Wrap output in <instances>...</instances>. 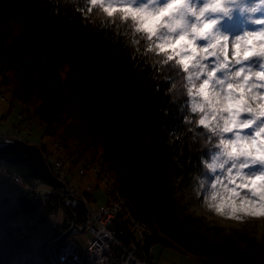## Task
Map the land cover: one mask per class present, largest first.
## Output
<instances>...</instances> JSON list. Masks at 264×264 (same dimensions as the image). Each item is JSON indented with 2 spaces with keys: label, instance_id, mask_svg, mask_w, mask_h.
<instances>
[{
  "label": "trees",
  "instance_id": "trees-1",
  "mask_svg": "<svg viewBox=\"0 0 264 264\" xmlns=\"http://www.w3.org/2000/svg\"><path fill=\"white\" fill-rule=\"evenodd\" d=\"M97 12L91 0H0V85L11 86L12 101L32 108L43 135L63 146L73 142L77 152L98 160V175L107 179L111 198H130L136 217L184 244L170 196L207 177L199 158L209 163L216 148L211 131L199 124L201 108L192 103L197 84L187 79L178 57L151 53L147 41L133 44L136 37L126 27L130 17ZM10 20L22 31L9 43ZM24 41H32L30 49ZM0 170L23 184L44 179L45 173L39 160L13 148L0 149ZM33 195L28 190L16 204L0 198V264H33L27 257L29 235L11 222L51 212L56 201L54 193L44 199ZM74 212L82 224V208ZM204 247V255L214 248ZM40 252L48 258L46 242Z\"/></svg>",
  "mask_w": 264,
  "mask_h": 264
},
{
  "label": "rangeland",
  "instance_id": "rangeland-1",
  "mask_svg": "<svg viewBox=\"0 0 264 264\" xmlns=\"http://www.w3.org/2000/svg\"><path fill=\"white\" fill-rule=\"evenodd\" d=\"M142 2L146 3V0H142ZM121 6L123 5H117V7ZM130 6L138 7L139 4L133 3ZM213 18H215V16H213ZM222 23L223 29H226L228 32L229 39L227 42L229 45L231 42L236 40L237 36L243 40L248 32L260 30L254 26L252 21L245 22L241 20L240 14H238L235 18H223ZM9 28L11 30V35L8 42L10 43L13 41L15 36H19L21 34L22 28L20 24L14 20L9 21ZM197 42L199 43L200 41ZM31 44L32 41L23 42V45H25L24 47L27 49H30ZM197 55L203 57L202 62L206 65L205 71H202L199 75H197L195 71L196 65L195 63H191L189 65L191 71L186 72L187 79L192 84H197L192 95V103L201 108V119L202 117H208L212 108L207 106V110L205 111L206 103L204 98L199 94L198 81H203L207 68L214 66L216 61L212 57H206V54L197 53ZM259 62L260 57L258 55H252L246 60L238 62V65L231 64V61L229 63L231 64L233 70L237 66L252 67L253 69L259 70ZM220 71L221 70L218 69L216 74L220 75ZM249 81L251 84L254 83L256 85V88L249 89V92L264 91V87H261L262 82L258 77L253 78L250 76ZM10 87L11 86L0 85V93L4 94L6 97V101L5 99L0 98V132H4L6 134L11 133L13 131V127L19 122L16 114L22 109L26 112V119L22 123V139L24 138V140L45 144L50 151H53L50 155H47L46 153L45 155L48 163L53 168L54 177L59 182H64L68 191L76 198L82 200L83 202L85 199L86 203H91L88 206L84 203L88 209V221L86 226H88L87 224L90 221L91 213L99 208L106 207L109 205L110 201L120 198L123 206V215L117 216L116 224L119 226L121 233H123L121 238H125V241L127 243H131L132 245L133 242L136 243V236H138L137 232L139 230H141L139 233H143L142 235L144 238L145 235H150V239L147 240L148 242L145 241L143 245L141 244L140 249L142 257L144 258L145 256L152 264H208L205 262L207 260H211L215 264H254L253 261L256 264H264V213H233L228 215L223 208L221 211L217 212L215 207H209L210 204H219L221 202V200L216 199V197L225 200L228 197H232L233 200H237L238 198L243 199L252 195L249 189L238 187L241 181L237 180L236 185L232 184V181L228 176V168L231 167V164L228 162L226 157L225 159H221L220 156L217 155V151L223 155L225 151L224 148H220L219 145L216 144V151L213 152L211 160L209 161L213 167L210 169L207 168L206 178H201L193 184L180 186L174 189L171 193L170 199L176 225L179 227L185 240L184 244H180L172 239H168L156 225L155 227L138 216L136 217L135 214L137 213L135 212V206L130 198L124 195L115 199L111 198L109 186L107 185V179L102 177L100 178L98 175L97 159H94L89 154L81 153L79 151L77 152L75 148L76 144L73 142L65 144L63 149L58 148L54 143H57L58 141L43 135L44 125L37 116L32 114L31 107L27 106L26 109L22 102H19L18 100H15L13 102L14 104L9 106ZM245 101L251 103L249 93L245 94ZM3 111L4 114L2 115ZM249 116L250 114L248 113H241L238 119H246L249 118ZM209 123L215 124L217 122L210 120ZM202 126L211 131L210 127L205 125ZM247 132L248 130L244 129L241 131V135H244ZM2 133H0V135H6ZM12 136L17 137L18 135ZM232 137L233 133H225L223 136L226 140L232 139ZM56 157L62 161L64 174H62L60 169L55 167ZM89 163L96 166L93 168L95 169L94 171L92 169L93 166ZM166 165H168L167 160ZM221 165H223V167H221ZM82 169L84 171L80 176V170ZM242 171L247 172L248 169L245 168ZM9 177L12 178V175L8 176L5 171H0V198L6 197L12 204H16L17 198L27 192L20 186V184L11 180ZM212 181H216V184L213 185ZM34 183L35 182H33V184ZM57 186L61 191H63L60 184ZM31 188L32 187H27V190H30ZM38 188L37 192H41V195L38 196L37 193H34L33 196L40 197L41 199L47 198L53 192V190L46 184L38 186ZM232 188H236V194L229 191ZM33 189L34 188L31 190L33 191ZM57 194L60 193L57 192ZM130 204L132 205L130 206ZM50 205L55 207L51 210V212L43 211L42 213L31 214L28 216L21 215L13 219L11 222L12 226L21 228L22 232L29 235L33 252H35V248H41L42 244L47 242L46 239H48L49 235L53 238V236L56 237L60 234V232L56 231H54V234H51L55 225L61 228L66 225L65 217L67 216H64L66 214L64 211L61 213V202L56 199V201L52 202ZM78 207L82 208L80 205H78ZM54 211H57V215L62 216L61 221L56 218L57 215H55ZM82 211L84 221L86 215L84 208H82ZM131 218L133 220L138 219V221L147 225V227L141 229L137 226L138 231H136L134 228L136 226L131 224ZM68 219L71 220V215L68 216ZM69 226L70 222L68 223V226L66 225L65 228H62L63 231H65ZM86 226L84 232L89 233V230H86ZM80 236L81 241L78 244L83 249L87 248L91 245V242H93L94 237L86 234H80ZM82 236L86 239H82ZM161 238H163L168 245L160 242ZM207 244L214 246V248L209 249L210 251L204 255V246ZM62 245L63 244L59 245L56 249V259L57 253ZM219 246H222V248L225 247V249H230L231 253L227 254L221 251L219 252ZM148 247H152L151 252H148L150 249ZM120 253L121 252L118 251V256ZM114 254H116V252ZM91 255L94 256V253L92 252ZM27 257L33 260L30 253ZM20 263V260H13L9 264Z\"/></svg>",
  "mask_w": 264,
  "mask_h": 264
},
{
  "label": "clouds",
  "instance_id": "clouds-1",
  "mask_svg": "<svg viewBox=\"0 0 264 264\" xmlns=\"http://www.w3.org/2000/svg\"><path fill=\"white\" fill-rule=\"evenodd\" d=\"M133 3H137L139 6H130ZM95 5L98 8L97 15L100 17H104L105 14L107 16L116 14L121 20L131 17V21L127 23L126 27L129 35L136 37L132 39L133 44H143L147 41L146 47L151 53H161L168 59H172L173 56L178 57L179 64H181L182 56L187 57L188 68L185 69L181 64L185 71H191L189 67L191 63H195L197 75L205 71L206 65L202 62L203 57L198 56L197 53L206 54V57L215 59L214 66L207 68L203 78V81H208L207 91L211 103L215 105V108L209 113L208 119L217 122L211 124L215 131L211 129L210 139L220 148L231 147V145L221 144L222 140H226L223 138L225 132L222 129L225 125L232 126L233 121L229 119L230 117L238 119L239 116H235L234 111L238 113L240 105L236 95L237 89L233 88L231 89L233 103L229 107L225 106L224 97L229 92L228 85L239 83L244 76L258 77L264 84V77L259 75L264 72V55L260 54L264 52V34H262L264 33V0H223L222 4H218L216 0H146V3L142 0H103L102 3ZM117 5L123 6L117 7ZM206 5L208 6L206 7ZM108 9H111V12ZM162 9L163 11H161ZM238 14H240L241 20L252 21L254 26L260 30L248 32L243 40H238L239 36H237L236 40L229 45L227 42L228 32L223 29L222 20L226 17L235 18ZM213 21L215 22L213 23ZM250 33H256V35H248ZM178 37H183V39L177 44ZM161 45H173V47L161 50ZM252 55L260 57L259 70L239 66L232 69L231 64L238 65V62L246 60ZM218 69L221 70L220 75L216 74ZM240 69H244V76L238 75ZM173 70L175 71V69ZM203 81H198V85ZM256 93H264V91ZM250 100L252 108L264 111V100ZM242 130L244 129L236 128L235 131L241 132ZM247 130L248 132L244 136L258 134L264 131V122H258L255 127ZM235 131L231 132L233 133L232 139L235 138ZM258 139L260 144L264 145V136H258ZM255 150L253 149V151ZM212 151H216V149L213 148ZM218 153L221 159H225L217 151ZM199 159L207 165V168H212L210 167L212 164L208 163L205 156H200ZM228 162L231 164V161L228 160ZM212 183L215 185L216 181H212ZM258 188L259 203H249L239 198L231 199V201L223 199L221 205L223 210L228 215L264 210V184L258 185ZM216 199L222 201L219 197ZM217 205L210 204L209 207H215L217 211Z\"/></svg>",
  "mask_w": 264,
  "mask_h": 264
},
{
  "label": "snow or ice",
  "instance_id": "snow-or-ice-1",
  "mask_svg": "<svg viewBox=\"0 0 264 264\" xmlns=\"http://www.w3.org/2000/svg\"><path fill=\"white\" fill-rule=\"evenodd\" d=\"M103 0H91L92 4L102 3ZM218 4H222L223 0H216ZM208 5H206L207 7ZM111 12V9H108ZM163 11V9L161 10ZM215 21H213L214 23ZM264 34V33H262ZM248 35H256V33H250ZM183 37H178L176 43L178 44ZM241 39L240 37L237 38ZM166 47H173V45H161L160 48L163 50ZM264 55V52L260 53ZM187 57H181L180 63L184 66L185 69L188 68L186 63ZM238 75L244 76V69H240ZM260 76L264 77V72L259 73ZM208 81L204 80L202 84L199 85V94L204 97V101L207 106H210L212 109L215 108V105L211 103L210 97L207 91ZM264 87V84L261 85ZM237 89V96L239 98L240 111L237 113L234 110L235 116H240L241 113L250 114L249 118L246 119H234L230 117L229 119L233 121L232 126L225 125L222 129L225 133H231L236 130V128L250 129L255 127L258 122H264V111H258L251 107V104L245 101V94L249 93L250 99L253 100H264V93L257 94L255 91L249 92V89H255L256 85L251 84L249 78L244 76L242 80L237 84H229V92L225 94V106L229 107L233 103V93L231 89ZM191 91V89H189ZM200 125H205L210 127L213 131L212 125L209 123L208 117H202L199 121ZM258 136H264V131H261L258 134L244 136L241 135L240 131H235V138L232 140H222L221 144L225 146L231 145V147H226L223 153V156L231 161V167L228 168V176L232 181L233 185H236L237 180L241 181L238 185L239 188L249 189L251 192L250 197L243 198L244 201L249 203H259V188L258 185L264 184V145H261L258 139ZM253 149H256L253 151ZM217 155H220L219 153ZM252 166V167H250ZM213 167V165H210ZM223 167V165H221ZM247 168L248 171L244 172L243 169ZM231 193L236 194V188L229 190ZM231 201L232 197L227 198ZM222 201L217 205V211L222 209ZM247 211V209H245ZM264 210H256L250 213L258 214L262 213Z\"/></svg>",
  "mask_w": 264,
  "mask_h": 264
},
{
  "label": "built area",
  "instance_id": "built-area-1",
  "mask_svg": "<svg viewBox=\"0 0 264 264\" xmlns=\"http://www.w3.org/2000/svg\"><path fill=\"white\" fill-rule=\"evenodd\" d=\"M0 98L5 99L4 94L0 93ZM60 164V161H59ZM91 164V163H89ZM93 168V164H91ZM56 168L59 166L55 165ZM95 169H93L94 171ZM83 169L81 172L83 173ZM129 200V199H127ZM132 204H130L131 206ZM121 199L109 202V205L102 207L91 213L90 221L86 230L94 237L93 242L87 248L83 249L80 245L74 242L67 241L59 249L57 253V260L59 264H152L144 256L142 257L140 245L150 239V235H142L139 233L137 226L141 229L146 228L147 225L142 224L138 219L131 220V224L136 229V243H127L125 238H121L119 226L116 224L117 216L123 215ZM53 214V213H51ZM130 216V214H129ZM118 232V233H116ZM118 234V235H117ZM149 234V233H148ZM148 242V241H147ZM102 244V246L100 245ZM112 247V249H110ZM150 248V247H148ZM120 251L122 255L119 254ZM147 251V250H146ZM152 251V247L148 252ZM94 253V256L91 253ZM116 252V254H114Z\"/></svg>",
  "mask_w": 264,
  "mask_h": 264
},
{
  "label": "bare ground",
  "instance_id": "bare-ground-1",
  "mask_svg": "<svg viewBox=\"0 0 264 264\" xmlns=\"http://www.w3.org/2000/svg\"><path fill=\"white\" fill-rule=\"evenodd\" d=\"M5 99H6V97H5ZM20 102V101H19ZM10 113V112H9ZM25 114H26V112L22 109L21 111H19L17 114H16V116H17V119L19 120V122L17 123V125L16 126H14L13 127V131L11 132V133H7L5 136H12V135H18L17 137H19V135H20V139H22V136H21V133H23V129H22V123H23V121L26 119V117H25ZM9 117V116H8ZM6 118V117H5ZM30 133H31V131H30ZM22 140H24V138L22 139ZM24 141H27V142H31V141H28V140H24ZM31 143H35V144H38L40 147H41V149H42V151H43V153L45 154V152L47 153V155H50L51 153H53V151H50L49 150V148L45 145V144H39V143H36V142H31ZM55 144H56V146L58 147V148H61V149H63V145L61 144V143H59V142H54ZM5 149H9V148H5ZM13 149H15V148H13ZM16 150H18V151H20L23 155H25L26 157H28V158H30V159H34V158H31V157H29V156H27L25 153H23L21 150H19V149H16ZM46 156V155H45ZM59 161H60V164H59ZM41 162V161H40ZM48 162V161H47ZM55 162H57V165L59 166L58 167V169H60L61 170V172H62V174H64V172H63V164H62V161L60 160V159H58L57 157H56V159H55ZM42 164V163H41ZM48 164V166H49V169H50V171H51V175L50 174H48V171L45 169V167H44V165L42 164V166H43V168H44V179H40V178H36V179H34L33 181H32V183H30V184H23L22 183V180H21V178L19 177V176H17V175H15L14 173L12 174V178H10L11 180H13V181H15V182H17L18 184H20V186L21 187H23L25 190H26V192L29 190H27V187H32V188H34L33 189V192L36 194H38V196L39 195H41V192L39 193V192H37L38 190H37V188H38V186H41V185H43V184H46V185H48L52 190H53V192L52 193H54L55 195H56V199H58L60 202H61V213L64 211L66 214L64 215V216H67V217H65L66 218V222H65V224L68 226V223L70 222V224H71V220H69L68 219V216L70 215V210L71 211H73L74 212V210L78 207V204H75V205H72L71 203L67 206L65 203H64V201L66 200V198H67V195H66V192L65 191H61L59 188H58V186L57 185H59L60 183H59V181L57 180V179H54L53 177H54V173H53V168H52V166L49 164V163H47ZM0 171H4V170H0ZM8 176H9V174L8 173H6ZM81 174H82V172H81V170H80V176H81ZM19 180V181H18ZM33 182H35L34 184H33ZM68 183H69V181H68ZM57 184V185H56ZM31 188V189H32ZM30 189V190H31ZM39 189V188H38ZM57 192L58 193H60V194H57ZM74 196V195H73ZM75 197V196H74ZM84 203L88 206V205H90L91 203H86V201H85V199H84ZM58 206V205H57ZM89 208V207H88ZM55 212V215H57L58 213H57V211H54ZM56 218L59 220V221H61L62 220V216L61 215H57L56 216ZM58 225H59V222H58ZM54 231H58V232H62L63 231V229L61 228V227H59V226H57V225H55L54 227H53V231H52V233L51 234H54ZM80 234L81 235H84V234H86V235H88V236H91V237H93L90 233H86V232H82V233H79L78 234V232H77V230H75L74 231V233H73V235L72 236H69V237H67L65 240H63L59 245H61L62 243L64 244L65 242H67V241H70L71 240V242H74V243H80V241H81V236H80ZM90 234V235H89ZM53 238H54V236H53ZM88 238V237H87ZM50 239H52V237H51V235L50 236H48V239H46V241H49ZM82 239H86L84 236H82ZM46 244H47V242H46ZM101 246H102V244H100ZM110 249H112V247L110 248ZM47 250V249H46ZM41 252H40V248H35V252H33V251H31L30 252V255L32 256L31 258H33V264H52L51 262H52V260H51V258H50V255L48 254V258H46V257H44L42 254H40Z\"/></svg>",
  "mask_w": 264,
  "mask_h": 264
},
{
  "label": "water",
  "instance_id": "water-1",
  "mask_svg": "<svg viewBox=\"0 0 264 264\" xmlns=\"http://www.w3.org/2000/svg\"><path fill=\"white\" fill-rule=\"evenodd\" d=\"M5 148H15L21 150L23 153H25L27 156L37 159L41 161V163L44 165L45 169L48 171V174L51 175V171L48 166L47 158L45 154L43 153L41 147L38 144L31 143L24 141L18 137L15 136H5V135H0V149H5ZM56 179L55 177H53ZM63 191L67 193V198L64 201V203L68 206L70 203L72 205H75L78 203V205L82 206L85 210V218L84 221L81 225H78L76 222V217L73 211L70 210V215H71V224L70 226L63 232H61L59 235L56 237L50 239L47 241L46 244V249L48 254L50 255V258L52 260V264H58L57 259H56V249L59 246V244L65 240L67 237L71 236L75 230H77L78 233L84 232L86 223L88 221V216H87V207L84 204L82 200H79L78 198L74 197L66 188V185L64 182L60 181L59 182ZM77 202V203H75Z\"/></svg>",
  "mask_w": 264,
  "mask_h": 264
},
{
  "label": "crops",
  "instance_id": "crops-1",
  "mask_svg": "<svg viewBox=\"0 0 264 264\" xmlns=\"http://www.w3.org/2000/svg\"><path fill=\"white\" fill-rule=\"evenodd\" d=\"M5 101H6V99H5ZM0 102H1V101H0ZM2 102H4V101H2ZM13 102H14V101H12V100L10 99V100H9V106H10L11 104H14ZM6 111H7V110H6ZM10 111H11V108H10ZM3 114H4V111H3L2 115H3ZM9 114H10V113H9ZM2 115H1V116H2ZM3 121H5V120H3ZM3 121H2V122H3ZM11 128H12V127H11ZM0 133H2V132H0ZM2 134H6V133L3 132ZM49 236H50V235H49Z\"/></svg>",
  "mask_w": 264,
  "mask_h": 264
}]
</instances>
